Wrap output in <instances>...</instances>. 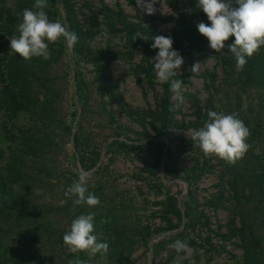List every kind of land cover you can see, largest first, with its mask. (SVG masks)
Instances as JSON below:
<instances>
[{"label": "rangeland", "instance_id": "obj_1", "mask_svg": "<svg viewBox=\"0 0 264 264\" xmlns=\"http://www.w3.org/2000/svg\"><path fill=\"white\" fill-rule=\"evenodd\" d=\"M16 1L2 0L10 8ZM169 1L173 0H155L156 11L148 15L136 0H70L69 11L62 0H56L55 10L48 0L49 18L65 23L70 31L75 27L79 39L73 49L61 39L49 45L51 59H36L44 72L34 90L53 112L48 117L34 109L20 110L11 120L9 139L2 129L8 121L0 112V155L10 142L14 151L23 150L19 129L34 131L40 126L49 135L48 147L27 168L40 179L44 173L52 177L32 183L25 176L16 184L36 187L41 195L35 196L34 216L47 224L46 250L53 256L77 258L62 241L63 234L74 218L94 212L93 234L108 244V250L91 259L79 253L88 264H245L242 243L233 232L239 218L230 203L238 192L227 186L225 162L204 154L191 139L192 130L208 120L201 122L211 104L213 111H232L222 108L226 91L218 55L224 50L217 53L207 38L200 37L198 43L174 45L184 60L174 79L186 88L177 107L170 82L156 79V53L146 57L132 48L114 16L125 14L139 38L147 41L156 35L172 36L185 12L192 22L205 16L192 8L196 0H174V5ZM17 20L13 36L19 34L22 12ZM194 25L191 28H197ZM196 63L198 71L192 72ZM206 70L211 76L203 75ZM166 105L171 122L163 129L158 113ZM247 143L248 151H255V142L248 138ZM7 161L0 160V174L5 176ZM80 170L91 174L89 191L100 198L96 207H74L75 198L65 195ZM178 211L183 213L181 221ZM182 223L180 230L170 232ZM176 241H186L188 249L177 252Z\"/></svg>", "mask_w": 264, "mask_h": 264}, {"label": "trees", "instance_id": "obj_2", "mask_svg": "<svg viewBox=\"0 0 264 264\" xmlns=\"http://www.w3.org/2000/svg\"><path fill=\"white\" fill-rule=\"evenodd\" d=\"M52 1L55 10L56 0ZM62 1L69 11L70 0ZM197 2L198 0L192 4V8L195 13L202 15L203 11L197 7ZM169 3L175 4L174 0ZM32 6L29 0H17L15 7L10 8L0 0V112H3L8 121V123L3 121L4 128H2L7 139L13 126H11V120L20 110L34 109L35 114L48 117L53 112L50 103H41L34 90L39 82L40 72H44L42 63L38 66L37 58L23 60L10 48L9 37L14 35L18 16L24 8ZM15 8V12L12 11ZM114 16L116 22L130 38L131 41L129 40L128 44L132 48L140 49L146 57L152 53L157 54L159 50L151 47L153 40L139 38L135 25L127 19L125 14L116 12ZM180 17L178 30H171L172 47L187 42L198 43L199 37L205 38L197 28H191V25L195 23L194 26L197 27L199 22L208 24L206 15L197 22H192L195 20L186 12ZM72 31L77 34L75 27H72ZM233 41L234 37H230L226 44H231ZM218 57L221 72L224 75L223 89L226 91L222 108L228 107L232 110L229 113L238 114V117L250 129L248 138L255 142V151H248L234 164L220 159L225 162L223 166L226 170L227 186L238 192V197L229 199L230 203L235 205L239 218V227L233 228V232L242 243L245 264H264V47H261L259 54L247 59L242 70L237 69L235 58L227 49L219 53ZM203 75L209 77L211 73L206 70ZM215 92L218 93V90ZM194 105L198 104L194 103ZM209 110H214L213 104ZM223 112H226L225 109ZM170 113V105L164 106L159 111L161 128L166 129L169 126ZM206 118L208 119L207 112L203 114L201 122L206 121ZM8 124L9 128L6 127ZM34 129V131L19 129L21 133V137L18 138L21 140L19 145L23 150L14 151L13 148L11 149L10 142L7 151H3L4 155H0V160H9L6 163L7 170L5 169L8 174L6 176L0 174V264H69L70 256L64 257L62 253L53 256L49 250H46L50 237L47 235V224L34 216V211L38 210L35 196L39 193L37 194L36 187L16 184L18 180L22 183L25 176L26 180L32 183L35 180L41 183L46 181L44 179L52 177L51 174L44 173L42 180L39 176H33L34 174L27 168L28 162L43 152V149L48 147L46 143H49V135L40 129V126ZM74 139L77 147V138ZM175 176L178 177V174ZM182 214L178 211L179 221ZM184 214L187 216L186 212ZM37 244L38 248L35 247Z\"/></svg>", "mask_w": 264, "mask_h": 264}, {"label": "clouds", "instance_id": "obj_3", "mask_svg": "<svg viewBox=\"0 0 264 264\" xmlns=\"http://www.w3.org/2000/svg\"><path fill=\"white\" fill-rule=\"evenodd\" d=\"M136 3L148 15L156 11L153 6L155 0H136ZM48 7V0H34L31 8H24L22 11V21L17 27L19 34L10 39V48L23 60H49L52 55L49 45L57 44L63 39L67 48L73 49L79 39L65 23L49 18L46 12ZM197 7L209 21L208 24L199 22L198 32L207 38L209 47L217 53L227 49L234 56L238 70H242L247 59L259 54L261 47H264V0H198ZM230 37H234V41L226 44ZM152 40L151 47L159 50L152 59L156 79L161 84L170 82V91L179 107L186 88L180 79L174 77L180 75L183 57L173 49L171 36L156 35ZM198 68L199 63H196L191 71L197 72ZM207 116L204 126L191 132L195 146L204 154L214 155L230 164L242 159L251 147L247 143L250 129L238 114L209 110ZM90 179L89 172L80 170L78 179L67 188L65 195L75 197L74 207H96L100 204V198L89 191ZM94 217V212L81 214L71 221L69 229L64 232L65 246L70 253L77 255L69 264H88V261L78 258L81 252L86 253L89 259L97 253L107 252L108 244L98 242L97 236L93 234ZM173 247L180 252L187 250L189 246L186 241H176Z\"/></svg>", "mask_w": 264, "mask_h": 264}, {"label": "water", "instance_id": "obj_4", "mask_svg": "<svg viewBox=\"0 0 264 264\" xmlns=\"http://www.w3.org/2000/svg\"><path fill=\"white\" fill-rule=\"evenodd\" d=\"M71 140H72V139H71ZM182 215H183V214H182ZM182 227H183V223H182V225H181L180 228L174 229V230H172V231H170V232H171V233L176 232V231L180 230ZM170 232H168V233H170Z\"/></svg>", "mask_w": 264, "mask_h": 264}]
</instances>
